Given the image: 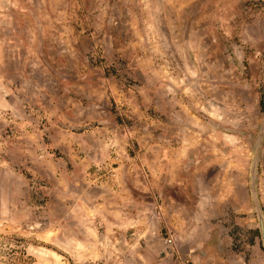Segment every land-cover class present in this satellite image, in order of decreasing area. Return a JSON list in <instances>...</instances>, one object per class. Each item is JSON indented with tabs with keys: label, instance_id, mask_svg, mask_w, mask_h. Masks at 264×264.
<instances>
[{
	"label": "rangeland",
	"instance_id": "obj_1",
	"mask_svg": "<svg viewBox=\"0 0 264 264\" xmlns=\"http://www.w3.org/2000/svg\"><path fill=\"white\" fill-rule=\"evenodd\" d=\"M0 11V264H264V0Z\"/></svg>",
	"mask_w": 264,
	"mask_h": 264
},
{
	"label": "crops",
	"instance_id": "obj_2",
	"mask_svg": "<svg viewBox=\"0 0 264 264\" xmlns=\"http://www.w3.org/2000/svg\"><path fill=\"white\" fill-rule=\"evenodd\" d=\"M0 14L7 16L8 12L0 11ZM7 26V22L0 19V77H3L2 73L5 72L6 69H11V65L14 61H18L17 53L10 47L13 39H10V42L6 33Z\"/></svg>",
	"mask_w": 264,
	"mask_h": 264
},
{
	"label": "water",
	"instance_id": "obj_3",
	"mask_svg": "<svg viewBox=\"0 0 264 264\" xmlns=\"http://www.w3.org/2000/svg\"><path fill=\"white\" fill-rule=\"evenodd\" d=\"M254 179V178H253ZM254 183V182H253Z\"/></svg>",
	"mask_w": 264,
	"mask_h": 264
}]
</instances>
